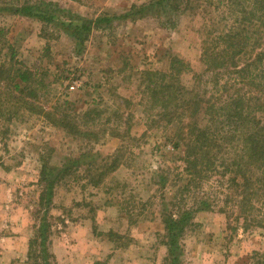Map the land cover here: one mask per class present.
I'll list each match as a JSON object with an SVG mask.
<instances>
[{
	"label": "rangeland",
	"instance_id": "rangeland-1",
	"mask_svg": "<svg viewBox=\"0 0 264 264\" xmlns=\"http://www.w3.org/2000/svg\"><path fill=\"white\" fill-rule=\"evenodd\" d=\"M32 1L56 4L55 21L47 24L0 11V69L5 79L0 81L5 109L0 115V242L3 235L21 238L22 249V257L11 260L8 253L4 262L42 264L46 251L50 264H170L169 249L162 243L168 240L165 215L182 199L192 204L193 194L200 192L213 209L196 214L195 225L178 239L177 264H257V257H264V230L252 226L244 232L218 174L198 190L178 194L182 157L166 141L164 125L145 113L141 92L140 73L168 70L174 55L189 64L182 82L192 84L193 74L202 70L203 23L213 29L211 18L215 23L222 18L218 0H205L213 4L196 15L184 13L174 27L151 13L135 21L94 23L149 0ZM10 3L0 0V7ZM83 19L92 22L90 30L76 34L75 26ZM17 68L31 74L28 87L33 94L27 90L15 112L17 101L9 95ZM76 82L80 86L70 89ZM29 102L33 108L70 114L82 129L106 132L99 139L76 138L53 126L39 109H29ZM116 126L120 138L111 133ZM117 155L120 165L106 174ZM42 160L57 171L71 165L56 184L52 203L44 207L37 203ZM48 206L47 244L42 247L36 239L31 247L33 224ZM55 238L74 241L68 255L65 249L59 253L61 261L53 253Z\"/></svg>",
	"mask_w": 264,
	"mask_h": 264
},
{
	"label": "trees",
	"instance_id": "trees-1",
	"mask_svg": "<svg viewBox=\"0 0 264 264\" xmlns=\"http://www.w3.org/2000/svg\"><path fill=\"white\" fill-rule=\"evenodd\" d=\"M10 1V4H3L0 11L47 24L54 22L57 18L55 13L59 12V8H52L56 4L51 2ZM204 1L149 0L131 5L129 11L122 15L99 17L94 23L109 24L119 18L135 21L151 13L161 22L174 27L184 13L189 11L196 15L199 10H206L213 4L212 1ZM220 7L222 18L217 23L211 18L213 29H207L206 20L203 23L202 70L193 74L190 86L182 82V75L189 71L190 66L175 55L170 58L168 70H144L140 73L144 111L154 115V123L164 125L166 141L171 143L173 151L180 152L184 175L179 178L178 194L184 196L196 191L204 181H210L214 174H218L226 200L233 202L238 209L235 219L244 232L252 226L264 230V0H218L216 9L220 10ZM91 23L83 19L81 25L75 26L76 34L89 31ZM1 74L2 69L0 81L4 79ZM30 78L29 71L20 68L10 77L12 89L9 97L17 101L13 108L15 112L24 100L23 94L29 90ZM12 93H18L20 97ZM29 94L33 93L29 90ZM29 103V109H39L37 113H42L53 126L76 138L99 139L106 132V129L97 133L82 129L70 114L58 109L45 111L38 106L33 108V103ZM2 104L0 101V115H4L5 110ZM84 114L89 115L90 111ZM114 129L112 135L122 137L120 128L116 126ZM120 163V156L117 155L108 167L105 164L106 174L115 171ZM70 168L69 164L57 171V167L49 166L42 160L38 181L41 187L39 206L52 203L56 184ZM199 193L193 194L192 204L184 203L182 199L177 203L176 210L165 215L163 224L168 240L162 243L169 249L171 257H167L166 262L170 264L179 263V256L175 254L177 241L195 225L196 214L213 209L205 194ZM49 211L48 206L43 217L35 220L31 247L38 243L36 239L42 247L46 246L51 226L47 222ZM44 255L42 264H50V255L46 251ZM257 258L260 259L257 264H264V257Z\"/></svg>",
	"mask_w": 264,
	"mask_h": 264
},
{
	"label": "crops",
	"instance_id": "crops-1",
	"mask_svg": "<svg viewBox=\"0 0 264 264\" xmlns=\"http://www.w3.org/2000/svg\"><path fill=\"white\" fill-rule=\"evenodd\" d=\"M11 207H13V206L9 205V208H11ZM5 208L6 209L8 208V204L5 206ZM19 239H21V238H17V237H13L12 238V237H9L8 235H5V236L3 235L2 239H1V242H0V261H1L0 264H3V263L4 264H9L11 262V261L9 263L4 262V260L6 259L8 253L10 254L9 258L11 260H15V259H17V257L18 258L22 257V256H19L22 253V249L20 248ZM4 241H5V244H4ZM16 243L19 244V247L17 246ZM69 243L70 244L74 243L73 238H69V240H68V238H59V239L55 238L54 239V241H53V246H54L53 247V253H54L55 257L57 259H59L60 261H61V259L59 257V253H61L63 251V249L66 250L67 255H68V253H70L69 252V248H70V244ZM59 245H60V248H59ZM7 249H12V250H7ZM94 263H95V261L92 262V264H94Z\"/></svg>",
	"mask_w": 264,
	"mask_h": 264
},
{
	"label": "built area",
	"instance_id": "built-area-1",
	"mask_svg": "<svg viewBox=\"0 0 264 264\" xmlns=\"http://www.w3.org/2000/svg\"><path fill=\"white\" fill-rule=\"evenodd\" d=\"M80 86L79 82L74 83L73 85L70 86V89H74L75 87Z\"/></svg>",
	"mask_w": 264,
	"mask_h": 264
}]
</instances>
